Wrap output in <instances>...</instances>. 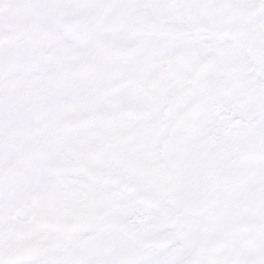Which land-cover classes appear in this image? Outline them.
Here are the masks:
<instances>
[{"label":"snow or ice","instance_id":"obj_1","mask_svg":"<svg viewBox=\"0 0 264 264\" xmlns=\"http://www.w3.org/2000/svg\"><path fill=\"white\" fill-rule=\"evenodd\" d=\"M0 264H264V0H0Z\"/></svg>","mask_w":264,"mask_h":264}]
</instances>
